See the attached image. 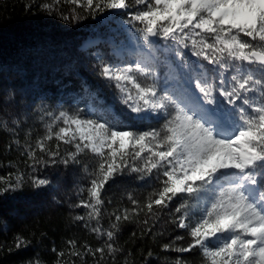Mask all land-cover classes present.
<instances>
[{
    "label": "snow or ice",
    "instance_id": "1",
    "mask_svg": "<svg viewBox=\"0 0 264 264\" xmlns=\"http://www.w3.org/2000/svg\"><path fill=\"white\" fill-rule=\"evenodd\" d=\"M60 2L42 7L51 11ZM65 2L92 15L123 11L126 19L114 23L133 43L139 40L127 51L132 62L101 61L98 74L115 87L136 119L162 120L158 128L135 131L124 127V117L111 107L89 105L90 116L99 113L102 119L84 118L80 109H41L49 120L34 145L25 142L26 154L34 163L43 159L39 152L49 157L43 159L45 164L82 166L88 186L79 189L81 198L71 206L88 211L75 220L105 238L95 249L85 243L83 252L77 250L76 240H69L67 254L81 259L98 256L96 264L106 256L114 262L123 251L116 237L124 222H136L143 213L140 223L151 233L168 211L167 223L185 235L163 244L164 251L198 250L201 264H264V0ZM113 55L123 59L125 51L114 47ZM161 66L166 69L163 87ZM82 88L87 91L86 84ZM54 138L71 150L62 155L59 143L55 149L49 147ZM84 156L88 159L82 160ZM130 174L151 190L143 203L129 194L135 207L112 212L110 229L104 230L100 221L105 187ZM22 183V176L15 183L5 181L0 192L15 191ZM32 183L39 188L51 181L33 178ZM91 221L95 225L90 226ZM185 240L184 245L177 243ZM15 246L25 243L17 237ZM53 251L60 264L65 251ZM174 264L190 262L177 256Z\"/></svg>",
    "mask_w": 264,
    "mask_h": 264
},
{
    "label": "trees",
    "instance_id": "2",
    "mask_svg": "<svg viewBox=\"0 0 264 264\" xmlns=\"http://www.w3.org/2000/svg\"><path fill=\"white\" fill-rule=\"evenodd\" d=\"M44 3H54V0H0V189L6 187L5 181L15 183L18 176L23 177L20 188L0 192V264H30L37 260L40 264H58L54 248L66 253L60 258V264L73 261L74 264H96L98 256L81 259L67 254L69 240H76L77 250L81 252L85 243L95 249L105 241L91 232L90 227L85 228L84 222L75 220L77 215L88 211L71 206L81 198L77 195L79 189L88 186L82 166L45 164L43 159L49 157L39 152L37 155L43 159L34 163L26 154L25 142L34 145L44 135L49 117L43 115L42 108L56 112L80 109L84 118L102 119L99 113L90 116L89 105L97 109L111 107L124 117L122 125L135 131L158 128L162 120L136 119V114L120 102L115 87L98 74L97 65L101 61L123 64L122 59L112 54L109 44L111 38L117 41L122 36L114 20L126 19L123 11L92 15L65 0L46 11L42 7ZM75 16L79 18L74 19ZM94 39L99 42L83 48L85 42ZM165 72L161 66V87ZM83 84L87 85V91L82 88ZM2 122L8 128H15V132L4 128ZM57 143L62 155L71 150L70 145L55 138L48 146L55 149ZM135 175L119 177L106 185L100 221L104 230L110 229L112 212L135 207L128 199L129 194L142 203L145 201L151 188L135 179ZM33 178H46L51 184L37 188L33 186ZM178 203L173 201V206ZM142 218L143 213L136 222L121 225L116 246L123 251L114 262L106 256L101 264H174L177 256L190 264H201L198 250L180 254L162 249L176 235H185L184 230L167 223L168 211L162 214L151 233L147 232L148 226L140 223ZM95 223L91 221L90 226ZM159 232L164 235L160 236ZM17 237L25 246H15ZM177 243L184 245L186 240Z\"/></svg>",
    "mask_w": 264,
    "mask_h": 264
},
{
    "label": "rangeland",
    "instance_id": "3",
    "mask_svg": "<svg viewBox=\"0 0 264 264\" xmlns=\"http://www.w3.org/2000/svg\"><path fill=\"white\" fill-rule=\"evenodd\" d=\"M120 33H121L122 36L117 41L115 39H113V38H111L109 40V44L111 45V52L113 54V48L114 47L123 48L124 51H125V55H124V57L122 59L123 60V64L124 63H130V62H132V58L127 55V51L128 50H134L136 48L137 44L139 43V40L137 39L136 42L133 43V41L128 38V35L124 31H120ZM136 36L138 37V34H136ZM98 42L99 41L97 39L88 40L87 43L85 42V44L83 45V48L91 47V46L97 44ZM162 43H159V44H162ZM185 52H186V54H188L189 59H192V60L195 59L194 57H191V55L189 53H187V50H185ZM162 80L164 82V76L162 77Z\"/></svg>",
    "mask_w": 264,
    "mask_h": 264
},
{
    "label": "water",
    "instance_id": "4",
    "mask_svg": "<svg viewBox=\"0 0 264 264\" xmlns=\"http://www.w3.org/2000/svg\"><path fill=\"white\" fill-rule=\"evenodd\" d=\"M153 39H155V38H153Z\"/></svg>",
    "mask_w": 264,
    "mask_h": 264
}]
</instances>
